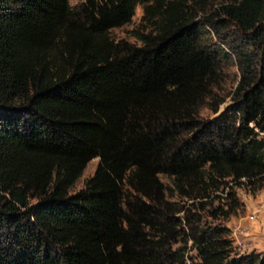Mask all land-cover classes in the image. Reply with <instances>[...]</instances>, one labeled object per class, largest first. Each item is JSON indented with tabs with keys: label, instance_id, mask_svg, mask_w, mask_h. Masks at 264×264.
I'll use <instances>...</instances> for the list:
<instances>
[{
	"label": "trees",
	"instance_id": "16d2710c",
	"mask_svg": "<svg viewBox=\"0 0 264 264\" xmlns=\"http://www.w3.org/2000/svg\"><path fill=\"white\" fill-rule=\"evenodd\" d=\"M209 2L0 0V264H264L217 222L264 188V0L211 14L217 42ZM138 5L142 44L113 39Z\"/></svg>",
	"mask_w": 264,
	"mask_h": 264
},
{
	"label": "rangeland",
	"instance_id": "374dc122",
	"mask_svg": "<svg viewBox=\"0 0 264 264\" xmlns=\"http://www.w3.org/2000/svg\"><path fill=\"white\" fill-rule=\"evenodd\" d=\"M83 1L84 0H70L73 6L79 5ZM226 1L227 0H210L208 6L206 7V10H199L197 21L202 24H206V31H208L206 33V37L209 41L217 42L220 38L214 32V29L217 26V22L214 24H208L207 20L209 16L218 11ZM143 17L144 7L143 5H138L132 22L122 27L114 28L111 31L112 38L117 41L128 40L141 45L142 43L137 40L135 32H148L151 30L150 23L148 21H145ZM226 33H228V30L223 29V34ZM240 75L241 74L239 68L236 65H229L225 72L222 87L218 90L219 95L225 97V102L221 105L218 113H214L206 105L202 106V108L200 109L202 117L215 118L226 112L228 106L232 103L231 93L235 90ZM99 162L100 158L97 157L92 159L88 163L82 176L71 188V193H76L86 186L87 181L92 176H94ZM161 178L167 185H172L171 178L167 177L166 175H161ZM237 192L244 205L240 207V209L229 219H223L217 222L226 225L232 230V239L235 238V232L239 236L242 244H237L235 242V253H237L238 255L256 254L264 256V188L257 193H252L249 189L241 187L237 188ZM178 198V196H175L173 199ZM217 203L219 202L217 201L216 205ZM252 215L255 218H252ZM191 254L195 255L196 251L192 250Z\"/></svg>",
	"mask_w": 264,
	"mask_h": 264
},
{
	"label": "built area",
	"instance_id": "2783aa9c",
	"mask_svg": "<svg viewBox=\"0 0 264 264\" xmlns=\"http://www.w3.org/2000/svg\"><path fill=\"white\" fill-rule=\"evenodd\" d=\"M252 218H255V217L252 215ZM234 234H235V238H233V244H235V242L237 244H242L237 233L235 232Z\"/></svg>",
	"mask_w": 264,
	"mask_h": 264
}]
</instances>
